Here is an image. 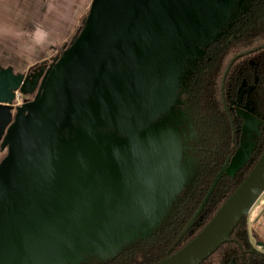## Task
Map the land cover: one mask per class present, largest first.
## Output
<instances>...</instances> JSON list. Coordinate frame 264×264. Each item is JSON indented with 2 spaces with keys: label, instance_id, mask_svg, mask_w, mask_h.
I'll list each match as a JSON object with an SVG mask.
<instances>
[{
  "label": "water",
  "instance_id": "obj_1",
  "mask_svg": "<svg viewBox=\"0 0 264 264\" xmlns=\"http://www.w3.org/2000/svg\"><path fill=\"white\" fill-rule=\"evenodd\" d=\"M241 2L92 0L54 63L28 74L0 65V264L107 258L152 231L192 172L179 132L152 121L175 101L187 61ZM35 90L14 106L17 93ZM249 152L221 166L183 232ZM263 190L264 148L202 229L153 264H199Z\"/></svg>",
  "mask_w": 264,
  "mask_h": 264
},
{
  "label": "flooded vegetation",
  "instance_id": "obj_2",
  "mask_svg": "<svg viewBox=\"0 0 264 264\" xmlns=\"http://www.w3.org/2000/svg\"><path fill=\"white\" fill-rule=\"evenodd\" d=\"M247 1L242 0L240 4L236 5L228 22L219 29L220 34L226 32L232 26L233 20ZM209 43L199 47L200 53L187 61L177 88L175 101L152 121L156 123L164 120L179 132L183 146L182 160L183 162L189 161L191 163L192 172L187 180L191 179L195 174H199L200 170H202L204 160L202 154L204 152L210 154L209 169H216L214 178L226 161H228L227 165L231 162L238 149L242 147L250 149V156L245 164L239 168L240 170L248 165L254 156L258 155L259 158L264 148V54L255 52L259 48H264V44L244 52L235 53L219 73L218 56L214 58L215 62L213 63V58L209 55ZM57 55L58 51L51 56V59H43L37 62L36 65L29 67L26 74L34 69L46 68L55 62ZM199 70L203 74L205 81L204 91L208 101L207 105L211 104V102L212 104L215 103L214 108L219 112V119L217 120L212 117V111H206L208 118L207 129L208 131H213L212 136L208 140H206L205 131L202 130L200 125L201 120L192 110V91L195 87L194 83H196V72ZM35 92L36 90L32 92V97ZM24 97L28 96L24 94ZM30 99L25 98L24 100L28 101ZM208 144L211 146L207 147L206 145ZM3 150L6 152V148H3ZM224 175L233 176L226 172L221 178ZM209 197L207 198L208 200ZM142 240L134 239L126 242L127 244L123 250L134 251L145 247L140 244ZM94 258L95 256H85L83 262L79 263L109 264L111 262L110 260L105 262L96 261ZM204 264H264V190L249 209L247 215L244 216L242 229L236 232L232 230L226 242L221 244V247L217 250V253L209 262Z\"/></svg>",
  "mask_w": 264,
  "mask_h": 264
},
{
  "label": "trees",
  "instance_id": "obj_3",
  "mask_svg": "<svg viewBox=\"0 0 264 264\" xmlns=\"http://www.w3.org/2000/svg\"><path fill=\"white\" fill-rule=\"evenodd\" d=\"M239 14L235 17L232 26L229 27L226 32L219 33L215 40L210 41V43L208 42V48H210L209 55L213 58V63L215 62L214 58L218 56L219 73L235 53L244 52L250 48L264 44V0H248ZM86 15L81 17L72 35L60 45L55 61L58 59L61 52L72 43V39L82 29ZM255 52L264 54V48H259L258 51ZM0 65L10 66L13 72H21V69L26 67V62L15 54L13 55L8 52L0 45ZM32 66L34 65L29 67ZM195 78L196 83H194L195 87L191 97L193 105L192 110L201 120L200 125L202 130L205 131L204 135L206 136V140H208V138L212 136L213 131H208L207 129L206 124L208 118L206 111H212V117L217 120L219 119V112L214 108L215 103L212 104L211 102V104H209L210 106L207 105L208 101L204 91L205 81L200 70L196 72ZM25 95L32 96L33 94L30 93ZM206 131H208V133H206ZM206 146L208 147L211 145L208 144ZM0 150L2 151L3 148H0ZM5 153L1 158H3ZM208 154V152L202 154L204 157L202 170H200L199 174H195L191 179L184 182L181 191L172 200L160 221L152 227V231L144 237L136 238L143 239L140 244L145 247L134 251L123 250L124 246L127 244L124 243L114 255L107 258L95 256L94 259L101 262L110 260L111 262L109 264H153L160 258L168 256V254L180 249L184 243L193 238L211 219L214 212L225 202L226 197L239 186L240 182L252 169L251 167L254 161L258 158V155L254 156L253 160L240 169L235 175H224V177L217 182L207 204L196 217L194 223L187 231L183 232L185 223L202 200L216 171L215 168V170L209 169L210 163L208 161L210 154ZM243 219L244 217L240 219L233 229V232L242 229ZM220 247L221 245L199 264L209 262ZM79 262H83V259H80L77 263Z\"/></svg>",
  "mask_w": 264,
  "mask_h": 264
},
{
  "label": "crops",
  "instance_id": "obj_4",
  "mask_svg": "<svg viewBox=\"0 0 264 264\" xmlns=\"http://www.w3.org/2000/svg\"><path fill=\"white\" fill-rule=\"evenodd\" d=\"M91 1L0 0V44L25 61H37L72 35Z\"/></svg>",
  "mask_w": 264,
  "mask_h": 264
},
{
  "label": "rangeland",
  "instance_id": "obj_5",
  "mask_svg": "<svg viewBox=\"0 0 264 264\" xmlns=\"http://www.w3.org/2000/svg\"><path fill=\"white\" fill-rule=\"evenodd\" d=\"M24 6H26V5H24ZM89 7V6H88ZM88 7L86 8V10H84V13H83V15L81 16V17H83L84 15H86V13L88 12L87 10H88ZM81 17H80V19H81ZM80 19H79V21H80ZM79 21H78V23H79ZM78 23H77V25H78ZM76 25V26H77ZM75 26V27H76ZM77 28V27H76ZM75 28V29H76ZM74 32V31H73ZM64 43V41L61 43V44H63ZM60 44V45H61ZM1 45V44H0ZM60 45H58V46H56V47H51L49 50H47V51H45L44 53H43V55H41L40 57H39V59L37 60V61H33V62H28V61H25L24 59V61L26 62V67H24L23 69H21V72H26L27 70H28V68H29V66H31V65H35V64H37V62H40V61H42L43 59H51L52 57V55L53 54H55V53H57V51H58V48L60 47ZM20 58V57H19ZM32 96L30 95V96H28V97H24V94H21V93H17V95H16V97H15V100L13 101L14 102V106H16V105H19V104H21V103H23V100L26 98V99H30ZM5 153V150H0V158H1V156L3 155ZM149 229H150V227H147V228H145V230L144 231H149Z\"/></svg>",
  "mask_w": 264,
  "mask_h": 264
}]
</instances>
